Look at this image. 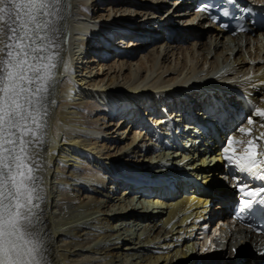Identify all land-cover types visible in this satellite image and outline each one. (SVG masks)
I'll return each instance as SVG.
<instances>
[{"label": "bare ground", "instance_id": "bare-ground-1", "mask_svg": "<svg viewBox=\"0 0 264 264\" xmlns=\"http://www.w3.org/2000/svg\"><path fill=\"white\" fill-rule=\"evenodd\" d=\"M98 1L62 0L63 18L57 21L58 31L53 34L52 51L58 53L55 83L45 101L47 127L44 142L35 149L41 167L38 175L43 180L44 189L36 224L44 239L45 256L49 264H194L197 259L194 247L199 241L193 240L192 236L196 223L204 216L207 202L196 197L193 188L208 181L211 187L217 188L221 177L214 175L223 173V162L228 161L223 152L228 138L247 141L260 137L264 133V127H261L264 118L254 116L255 111L249 114L248 117H253L255 122L249 125V118L243 119L224 138L223 147L213 144L209 137L205 143L212 154L208 161L214 160L215 156V161L208 165L209 169L205 165L206 156L196 159L191 150L184 151L185 155L181 158L177 153L166 152L163 157L157 152L151 132L156 134L155 129L162 118L152 112L161 113L160 109L156 112L157 104L164 106L167 96L173 97L176 89L185 88L191 90V98L204 94L209 97L213 91L219 95L221 91L242 87L247 89L257 105L256 109H264V44L255 46L252 58L247 47L250 59H246L243 51L249 42L245 45L243 42L250 36H244L243 41L241 36L226 40L214 28L208 34L200 25L193 30L184 26L178 28L179 21H184L180 25H189L194 17L181 20L177 8L182 5L176 0H170L171 3L167 0H102L108 2L105 6ZM164 4L168 6L162 9ZM78 7L91 14L89 21L104 18L115 23L121 20L132 22L136 18L135 23L139 25L141 21L154 23L163 18L161 23L171 27L168 30L173 37L164 41L162 34L153 38L152 42H142L147 35H151L150 32H138L135 30L138 26H133L136 48L132 52L108 55L98 64L77 70L79 55L83 53H79L78 40L86 26L80 19L86 14L74 13ZM108 11L114 15L119 13L118 17L107 18L110 16V12L106 13ZM146 12L151 15L145 19ZM135 23L133 21L132 25ZM180 42L194 45V51L186 52V47L182 48ZM177 50L181 52L182 59L172 63ZM90 54L94 56L96 53ZM199 60L209 64L205 76L193 78L196 82L186 84L194 76L188 75L190 72L187 73L186 69L193 72L203 70ZM143 63L146 65L142 67ZM225 63L228 66L220 71V76L209 79H216L214 82H202ZM88 74L92 76L87 80ZM190 87L197 88L198 92ZM123 89L134 96L126 100L125 107L119 106V111L110 115L109 108L124 98L118 93ZM111 90L116 92V98L109 93ZM183 94L186 95V92L183 91ZM191 101L193 103L195 99L191 98ZM84 104L87 109L82 113ZM136 107L139 110L136 111ZM122 109L126 111L122 113ZM241 127L250 128L251 135L240 133L238 129ZM130 133L132 135L126 142ZM259 144L264 148V138L259 140ZM217 154H221L218 162ZM60 161L62 166H68L65 174L59 172ZM232 165L240 174H228L231 182L248 173L241 172L234 163ZM162 166L166 169L161 177H171L167 181L159 178ZM148 174L152 175L151 179L162 183L164 191L172 188L176 177L183 179L186 182L184 196L168 202L158 201L157 198L143 199L140 188L153 184L140 180V176ZM57 185L62 186L63 201L51 209L48 197L51 187L56 188ZM108 187L110 192L120 189V194L111 196L110 193L104 199L101 191ZM131 192H134L133 196L129 195ZM99 194L101 197H98ZM155 206L159 207L157 212L153 210ZM235 229L230 226L232 231L226 234L229 243L224 252L214 258L211 249H208L211 264H229L233 249L247 252L252 251L253 246L262 249L260 237L245 232L243 239L242 232ZM216 238L214 241H217ZM222 259L224 263H220Z\"/></svg>", "mask_w": 264, "mask_h": 264}, {"label": "snow or ice", "instance_id": "snow-or-ice-1", "mask_svg": "<svg viewBox=\"0 0 264 264\" xmlns=\"http://www.w3.org/2000/svg\"><path fill=\"white\" fill-rule=\"evenodd\" d=\"M61 5L62 0H0V264H49L36 224L44 189L35 149L44 142L45 101L55 83L53 34L63 18ZM254 116L264 118V109H255ZM254 122L249 117L248 124ZM238 131L250 136L252 130ZM261 138L264 133L247 141L229 137L223 152L241 172L264 181ZM240 190L249 197L240 201L244 208L257 198L264 203V187Z\"/></svg>", "mask_w": 264, "mask_h": 264}, {"label": "rangeland", "instance_id": "rangeland-1", "mask_svg": "<svg viewBox=\"0 0 264 264\" xmlns=\"http://www.w3.org/2000/svg\"><path fill=\"white\" fill-rule=\"evenodd\" d=\"M154 0H151L150 2H153ZM167 1H169V3L171 2L170 0H167ZM105 2L106 1H102V0H99L98 1V3H102V5L103 6H105V5H107L108 4V2H106V4H105ZM159 5V4H158ZM168 6V4H164L163 5V8L162 9H164V8H166ZM101 11V10H100ZM110 12V16H108L107 18H112V17H118V14L119 13H115V15L113 14V12H111V11H108V12H106V13H109ZM143 11H141V13H142ZM143 14V13H142ZM105 15V14H104ZM182 18V17H181ZM180 18V19H181ZM138 19V18H137ZM154 20V19H153ZM182 20V19H181ZM133 21H134V23L135 22H137V20H136V18H134L133 19ZM154 21H156V19L154 20ZM136 24V23H135ZM137 25V24H136ZM201 26V25H200ZM203 27V26H202ZM201 28V27H200ZM204 32H205V34H208V31L209 30H211V28H205L204 27V29L203 28H201ZM256 36H253V37H251V38H249V40L248 39H245L244 40V42H243V44L245 45L246 44V42H249L247 45H246V50H244L243 51V54L245 55V57H246V59H250V57L252 58L253 57V52H254V50H255V46H259L260 44L262 45V44H264V38H258V39H256L255 38ZM143 38H141V40H142ZM223 39H225V38H223ZM241 39H242V41H243V37H241ZM257 40V41H256ZM259 41V42H258ZM261 42V43H260ZM181 43V42H180ZM182 44V48H185V50H186V52H188V53H191V52H193L194 51V45H191V44H189V43H181ZM261 45H260V47H261ZM247 47H249V50H250V53L252 54L250 57H249V54L247 53V50H248V48ZM178 50H181L180 48L178 49ZM177 50V53L175 54V57H176V59L175 60H173L172 61V63H174V61L177 63L178 61H180L181 59H182V57H181V52L180 51H178ZM253 50V51H252ZM110 56V55H109ZM179 57V58H178ZM196 60L194 59L192 62L194 63ZM229 61H230V64H232V62H233V59H232V55H230V58H229ZM201 63V64H200ZM198 64H200V66H202L203 67V70H196V71H189L190 69H186V72L188 73V72H190V73H188V75H193L194 74V76L192 77V78H190V80H192L193 78H198L199 76H205V74H206V69H208V62L206 61V62H204V61H202V60H199V62H198ZM227 63H225L224 64V66H225V68H226V66H228V65H226ZM146 65V63H143L142 64V67L143 66H145ZM199 66V67H200ZM252 70L250 69V72H251ZM211 74L212 73H210L209 75V77H206V78H204L203 80H202V82L203 83H206V82H210V83H212L211 81H215L216 79H213V80H209L210 78H216L215 76L216 75H213L212 74V76H211ZM251 74H253V73H250L249 75H251ZM120 77V76H119ZM194 81V80H193ZM200 81V80H199ZM187 84V83H186ZM167 87H170V86H167ZM171 88V87H170ZM173 88H174V86H173ZM171 90V89H170ZM173 91H174V89H172ZM121 91V92H120ZM169 91V90H168ZM175 92V91H174ZM109 93L110 94H114L113 95V98H116L117 97V95H115V93L116 92H114V91H109ZM118 93H121L123 96H124V98H122V101H123V104L126 102V100H128L129 98H132L134 95H132V92H126V90L125 89H123V90H119V92ZM119 100H117V102H118ZM121 101V100H120ZM153 103H155V102H153ZM156 104V103H155ZM87 109V106L84 104V105H82V107H81V111L80 112H84L85 110ZM136 111L137 110H139L138 109V107L135 109ZM141 111V110H140ZM139 111V112H140ZM135 114H137V113H135ZM135 117V116H134ZM249 117H246L245 118V120H247ZM114 120H116V119H114ZM133 120H135V119H133ZM138 124H140V123H137V125ZM132 135V133H130V134H128V139L126 140V142L127 141H129V137ZM143 142V141H142ZM125 143V142H124ZM174 157V156H173ZM180 157V156H179ZM181 158V157H180ZM212 160H213V158H212ZM213 161H215V159L213 160ZM60 170H59V172L60 173H66L67 172V170H68V166H62V162L60 161ZM67 168V169H66ZM82 171H83V168L81 169ZM62 171H64V172H62ZM142 173V172H141ZM218 178V177H217ZM137 181H138V179H137ZM107 191V192H106ZM114 189L113 190H111V192H110V188L108 187V189L107 190H104V188H103V191H101V196L105 199V198H107V196H108V194H110L111 193V196H116V195H119L120 194V189H118L117 191H114ZM132 193H134V192H131V193H129V195H132L133 196V194ZM98 196V195H97ZM100 196V194H99V196L98 197H101ZM131 197V196H130ZM135 197V196H134ZM158 209H159V207H154L153 208V210L155 211L156 210V212L158 211ZM117 218H119V217H117ZM163 248V247H162ZM257 260V259H256ZM126 261H128V259L126 260Z\"/></svg>", "mask_w": 264, "mask_h": 264}]
</instances>
